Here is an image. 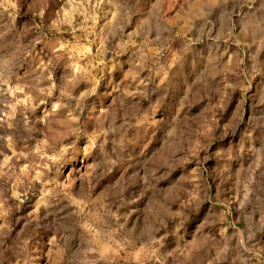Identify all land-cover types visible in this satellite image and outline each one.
<instances>
[{"label": "rangeland", "instance_id": "1", "mask_svg": "<svg viewBox=\"0 0 264 264\" xmlns=\"http://www.w3.org/2000/svg\"><path fill=\"white\" fill-rule=\"evenodd\" d=\"M0 264H264V0H0Z\"/></svg>", "mask_w": 264, "mask_h": 264}]
</instances>
